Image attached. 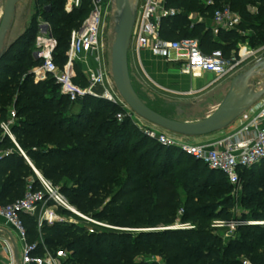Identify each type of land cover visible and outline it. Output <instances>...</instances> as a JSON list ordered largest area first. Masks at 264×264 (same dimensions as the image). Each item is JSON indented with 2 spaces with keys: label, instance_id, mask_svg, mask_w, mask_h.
<instances>
[{
  "label": "trees",
  "instance_id": "obj_1",
  "mask_svg": "<svg viewBox=\"0 0 264 264\" xmlns=\"http://www.w3.org/2000/svg\"><path fill=\"white\" fill-rule=\"evenodd\" d=\"M65 3L66 0H55L50 7H46L49 11L47 19L58 40L59 46L55 52V61L59 66H63L66 62V46L70 41L71 31L79 27L89 13L88 0H84L82 7L72 13L64 11ZM226 4L240 13L243 22L244 18H250L248 6L260 5L259 9L262 14L258 16V22L250 26L255 35L250 36L249 41L254 46L262 45L264 43V0H214L213 5H208L203 0H167L168 7L178 9L182 13L162 19V38L175 40L173 35L188 30L191 35H201L204 39L200 42L202 50L211 53L212 51L206 50L207 42L205 41L211 37L213 31L206 30L203 23L193 24L191 27L188 15L196 13L211 18L216 8ZM242 23L239 27L242 26ZM36 29V23L33 22L8 47L0 61V99H2L0 100V150H5V154L0 157V204H10L22 198L31 179H34L35 188L40 186L35 167L44 177L52 181L54 186H59L72 204L77 205L86 213H92L100 221H107L120 228L167 227L176 222L177 211L183 205L181 220L183 223H191L194 227L154 231L146 234L145 240L138 239L134 243L124 242L119 245L118 241L122 236L116 231L88 234L83 227L62 226L57 223L44 224L41 229H38L37 217L23 214L22 218L28 230V240L40 244L44 242L50 248L58 249L62 248L67 237L71 238L69 247L72 249V254L67 259L68 264H86L87 262L90 264H163L155 259L157 257L164 264H187L188 261H194L196 264H242L245 257L253 264H264L263 242L250 249L237 247L235 250H238L239 257L245 256L243 259L236 256L229 258L232 252V243L221 247L217 245L216 241L209 245L204 244L210 236L207 232L209 219L206 212L214 205L216 198L210 194L199 201V198L193 196V191L190 190L186 199L183 200L178 187V181H181L185 186H190L192 180H200L202 177L206 178V188H210L213 184H218L221 187L223 182L230 184L228 179L222 173L211 170L203 162L193 157L203 168L212 173L204 172L202 175H191V168L185 167L183 162V156L189 155L177 147L161 144L144 132L135 136V128L128 127L129 120L118 123V119L113 118L111 124L104 131L105 134L112 136V133H115L112 128L115 127L118 137H114V140L112 138L107 140L105 136L96 135L99 142L98 148L87 144L82 136L77 139L81 148H43L41 146L46 140L39 135L37 127L44 125L46 128L55 129V126L52 121L54 108L49 105L47 98H41L36 94L40 90V86L44 87V97L48 92L47 87L52 85L54 89L59 90L61 94L59 99L62 103L72 101L61 92L53 78L35 84L31 75V80L37 91L31 90L29 85H25V82L20 83L21 78L29 77V69L34 64L32 61L27 62L25 60L27 57H22V53L18 52L29 46H34ZM57 30L59 34L55 33ZM217 36L233 42H243L248 39V36L239 32V28L238 30H221ZM222 52L227 57L226 52ZM12 75L18 77L15 83L11 82ZM74 81L81 86L88 85V81L79 67ZM24 87H26L25 90H23ZM13 91L18 93L17 103L24 102L23 107L19 110V115L28 114L31 118L36 119L22 121L19 125L12 126L18 145L9 137L4 136L1 128V123L9 116L6 98ZM137 92L145 101L141 93L138 90ZM28 99H30V103H28ZM94 102L107 103L112 108L116 107L115 104L105 99L91 96L80 98L72 103H78L84 110H89ZM147 104L159 113L170 117L165 111L150 103ZM21 150L32 161L34 167L27 162ZM109 151H112V154H108ZM164 151L165 154L162 155ZM263 167L264 160L251 169L241 171V181L245 176L257 175ZM147 173L150 174V179L156 181L155 184L151 181L143 182V175ZM196 176L197 178H195ZM262 177V180L259 181L261 191L264 190V175ZM84 178L106 183L117 182L118 184L111 194L100 184L90 188L70 185L72 179L80 182ZM147 204L148 207L145 209ZM254 220L264 221V216L262 214L254 216ZM36 235L37 239L32 241L31 239ZM243 235V241L248 243L257 241L264 237V226L253 225L251 231L243 233ZM95 238L100 243L108 239L116 243L111 249L110 260L99 255L101 253L95 252L94 247L86 242ZM243 241L240 243H244ZM38 253H43L41 247ZM148 256L154 257V259H148ZM138 257H142V260L138 261Z\"/></svg>",
  "mask_w": 264,
  "mask_h": 264
},
{
  "label": "built area",
  "instance_id": "obj_2",
  "mask_svg": "<svg viewBox=\"0 0 264 264\" xmlns=\"http://www.w3.org/2000/svg\"><path fill=\"white\" fill-rule=\"evenodd\" d=\"M88 2L87 17L79 27L71 31L70 48L63 66H59L55 61L58 40L51 23L43 21L39 24L34 41V54L38 64L30 72L33 80L35 84H39L53 78L61 92L72 102L91 96L121 105L123 111L118 114L121 120L124 116L137 115L120 94L112 74L111 56L105 38L106 20L111 13L112 0H88ZM83 4L84 0H66L65 11L72 13L80 9ZM207 4L213 5L214 0H208ZM179 13L182 11L167 6V0H140L130 50L139 54L142 49L148 48L155 57L166 59L171 52H176L180 55L175 60L182 62L184 74L192 78H201L204 74L210 73L215 76V81L236 71L254 53L249 47L244 46L238 56L227 58L220 50L204 52L200 42L194 38L163 39L162 19ZM211 18L216 25L215 34L221 30H238L243 22L240 13L227 4L216 8ZM262 49L264 50V47ZM78 67L88 81L87 86H81L74 81ZM13 117L15 113H10L8 119L1 123V128L4 136L17 144L12 129ZM234 123L236 126L229 132L204 143H179L164 134L150 131L144 133L165 146L177 147L203 162L211 170L222 173L231 185L237 186L241 182V171L251 169L264 160V97L245 110ZM21 152L30 162L24 151ZM4 154V151H0V157ZM35 171L40 184L38 188H35L34 181H31L22 198L10 204H0V220L12 228L22 242L21 259H18L10 242L3 241L9 253L8 264H64L67 259L64 249L51 250L44 242L40 244L28 240V230L22 215L36 216L38 229H41L44 224L63 221L56 208L78 212L60 188L54 186L52 181L38 170ZM89 220L103 225L97 219L89 218ZM250 223L256 224L255 221ZM186 225L168 226L165 229L183 228ZM90 231L95 232L94 229ZM40 247L42 254L38 253ZM242 264L253 263L249 259H243Z\"/></svg>",
  "mask_w": 264,
  "mask_h": 264
},
{
  "label": "rangeland",
  "instance_id": "obj_3",
  "mask_svg": "<svg viewBox=\"0 0 264 264\" xmlns=\"http://www.w3.org/2000/svg\"><path fill=\"white\" fill-rule=\"evenodd\" d=\"M207 1L208 0H203V2L206 4ZM4 2L5 0H0V12L3 11V13ZM54 2L55 0H21L17 5L15 21L8 32L5 42V48L7 49L9 45L12 44L20 35H22L33 22L36 23L37 35L39 24L43 21H48L47 16L49 11L46 9V7H50ZM259 6V4L248 6L250 18H244L242 26L239 27V32L242 35L248 36V39H245L243 42H233L229 39L217 36L218 34L214 33L216 25L213 22L212 18H208L206 16L203 18V16L196 13H189L188 15V20L191 22V27L193 26V24L203 23L206 30L210 29L213 31L211 37L208 38L207 41H205L207 42L206 50L208 52H211L213 50L225 51V55L228 58H231L233 56H238L239 52L243 49L244 46H247L250 50L254 51V53L247 60H245L236 71L232 72L230 75L218 81H215L213 79L207 87L198 92L191 93L190 90L174 91L161 87L149 80L143 72L138 70L137 65L133 62L132 66L130 64V70L134 86L141 93L147 103H150L154 107L165 111L170 117L174 119L182 121H196L208 117L219 107V105L229 92L233 78L241 73L247 72L250 68L257 64L260 59L264 58V50L262 49L264 47V43L260 46H254L251 41H249L250 36L255 35V32L250 28V26L251 24L258 22V16L262 14ZM2 16L3 14L0 13V22ZM260 18L262 19L263 17ZM55 33L59 34L58 30ZM172 37L175 40H185L188 38L197 39L199 42L204 40L201 35H191L188 30L180 31ZM105 38L107 47L109 49V55L112 56V47L115 43L116 35L114 32V24L111 21V13L106 20ZM66 48L67 53L70 48L69 42ZM18 53H22V57H27L25 58L27 62L32 61L34 64L29 69V77L27 79L21 78L20 83L25 82V85H29L31 90L37 91V89L35 88L36 86L31 80L30 73L33 67L38 64V61L34 54V46H29ZM11 78V82L15 83V80H17L18 77L17 75H12ZM252 82L256 85L257 88L263 87L264 73L256 75L252 79ZM43 88V86H40V90L37 91L36 94H38V96H40L41 98H47L49 101V105L54 108L52 121L53 125L55 126V129L46 128L44 125H39V127H37L39 129V135L42 137V139L46 140L41 145L43 148H81V145L77 140L79 136L85 138L87 144L98 148L99 142L97 141L96 135L105 136L107 140H111V138L114 140L118 137V132L114 129L115 127L112 128V131L114 130L115 132L112 133V136L110 134H105L104 131V129L111 124L113 118H117L118 123L129 120L130 123H128V127L132 126L135 128V136H138L144 131H150L156 132L158 134H164L179 143H204L203 138L205 137H187L175 134L150 123L149 121L139 117L138 115L124 116L121 120L118 117V114H121L123 111V108L121 109V105H116L115 108H112L107 103L99 104L98 102H94L90 106L89 110H84L83 107L78 103L67 101L62 103L59 99L61 95L59 90L57 88L54 89L52 85L47 87L48 92L46 93V97H44L45 94L43 93ZM25 89L26 87H24L23 90ZM18 99L19 96L17 91H13L6 98V100H8L7 106L9 114L15 113L12 126L19 125L22 121L36 120L34 118H31L28 114L19 115V110L23 107L24 102L22 101L20 104H18ZM27 101L28 103H30V99H28ZM117 109L120 110L118 111ZM100 125H102V128L99 129ZM235 126V123H233L226 129L215 133V135H222L223 133L229 132ZM108 154H112V151H109ZM164 154L165 151L162 152V155ZM183 159L185 167L191 168V175H202L204 172H206V174L208 172L212 173L208 169L203 168V166L199 162L195 161L192 157L185 155L183 156ZM261 174L264 175V167L262 171L260 173H257V175L255 176H245V178H243L237 186H233L226 182H223V186L221 187H219L218 184H213L210 188H206L205 177H202L200 180H192V184L190 186H185L181 181H178V187L182 194L183 200L186 199L187 194L190 190L193 191V196L199 198V201L203 200V198L207 197L210 194L215 196L216 202L214 203V205H212V207H210L209 211L206 212L209 219L207 232H209L210 236L209 240L204 244L209 245L213 241H216L217 245L221 247L225 244L232 243V252L230 253L229 257L230 259L235 256L240 259H243L245 257L238 256L239 252L238 250H235L237 247L250 249L254 246H259L262 242L264 244V237H261L257 241H251L249 243L243 241V233L250 232L251 226L253 225H260L250 223L252 221H257L254 220V216H260V214L264 216V190L261 191V183H259V181L263 178ZM150 178L151 177L149 173L143 175V182L151 181L153 182V184H155L156 181H153ZM195 178H197V176ZM98 184H100L102 188H105L106 191L111 194L114 192L118 183H106L86 180L85 178L80 182L72 179L70 183V185L74 187L80 185L81 188L96 187L98 186ZM58 188L60 187L58 186ZM73 206L78 213H74L70 210L60 207L56 208L57 213L63 219V221H60L57 224L62 226L73 225L76 227H83L88 234H92L90 231L91 229H94L96 233H99L101 231H116L120 234V236H122L118 241L119 245L123 244L124 242L134 243L138 239L145 240L146 234L148 233L159 230H166V226H160L157 228L146 226L120 228L113 224H110L107 221H100L98 219L97 220L99 222H102L103 225L95 224L89 220V218H94V220H96L92 213H86L77 205L73 204ZM147 207L148 204L145 205V209ZM182 210L183 205L178 209L176 222L171 226L182 224L187 225L183 228H173V230L188 229L194 227V225H192L191 223L182 222ZM36 239L37 235L34 236L31 240L33 241ZM240 241H243L244 243H240ZM70 242L71 238L67 237L62 246V249L66 251L67 259L72 254V249L69 247ZM86 242L94 247V250H96L95 252H99L101 253L99 255L107 258L106 260L111 259V249L116 244L114 243V241L108 239L105 242L100 243L95 238L91 241L87 240ZM51 250L57 249L54 247L51 248ZM147 258L154 259V257L150 256H148ZM67 259H65L64 264H68ZM137 260H142V257H138ZM159 262L164 264L161 259L159 260ZM86 264L90 263L87 262ZM187 264L196 263L194 261H188Z\"/></svg>",
  "mask_w": 264,
  "mask_h": 264
},
{
  "label": "water",
  "instance_id": "obj_4",
  "mask_svg": "<svg viewBox=\"0 0 264 264\" xmlns=\"http://www.w3.org/2000/svg\"><path fill=\"white\" fill-rule=\"evenodd\" d=\"M20 1L4 2V13L0 22V61L8 49L5 48V42L14 24ZM139 3L140 0H112L111 8V21L116 35L111 56L112 74L120 94L138 116L169 132L187 137H201L226 129L245 110L264 97V86L257 88L252 82L256 75L264 73L263 58L247 72L233 78L229 92L219 107L206 118L182 121L151 108L135 89L130 70L129 53Z\"/></svg>",
  "mask_w": 264,
  "mask_h": 264
},
{
  "label": "crops",
  "instance_id": "obj_5",
  "mask_svg": "<svg viewBox=\"0 0 264 264\" xmlns=\"http://www.w3.org/2000/svg\"><path fill=\"white\" fill-rule=\"evenodd\" d=\"M0 13L3 14V11H1ZM204 17L205 16H203V18ZM179 55L180 54L176 52H171L169 58L167 59L155 57L148 48H145L142 49L139 52V54H136L133 50H130L129 60L131 66L132 63L134 62L137 65L138 70L143 72L144 75L149 80L169 90H174V91L190 90L191 93H194L207 87L211 83V81L215 79V76L210 73H209L210 75L208 73L204 74L201 78H192L191 76L184 74L182 72L183 69L182 62L175 60L179 57ZM220 136L221 135H215L214 133V135L211 134L201 137H205L203 138L204 142H208ZM0 151L5 152V150H0ZM30 162L28 163H30L34 167L31 160ZM35 169L36 168L34 167V170ZM37 180H38V176H37ZM31 181H34V179H31L29 182ZM4 240L10 242V244L14 247L18 259H21L22 242L20 238L12 228L8 227L2 220H0V264H8L9 262V253L6 249L7 248L6 245L3 242ZM155 259L158 261L160 260V258L158 257Z\"/></svg>",
  "mask_w": 264,
  "mask_h": 264
},
{
  "label": "bare ground",
  "instance_id": "obj_6",
  "mask_svg": "<svg viewBox=\"0 0 264 264\" xmlns=\"http://www.w3.org/2000/svg\"><path fill=\"white\" fill-rule=\"evenodd\" d=\"M256 224L264 225V221L257 220L255 221Z\"/></svg>",
  "mask_w": 264,
  "mask_h": 264
}]
</instances>
